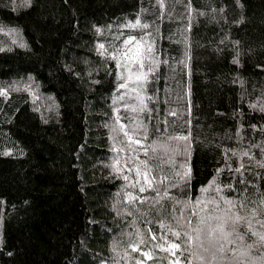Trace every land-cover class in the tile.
Segmentation results:
<instances>
[{"label":"trees","instance_id":"obj_1","mask_svg":"<svg viewBox=\"0 0 264 264\" xmlns=\"http://www.w3.org/2000/svg\"><path fill=\"white\" fill-rule=\"evenodd\" d=\"M0 49V264H264V0H0Z\"/></svg>","mask_w":264,"mask_h":264},{"label":"snow or ice","instance_id":"obj_2","mask_svg":"<svg viewBox=\"0 0 264 264\" xmlns=\"http://www.w3.org/2000/svg\"><path fill=\"white\" fill-rule=\"evenodd\" d=\"M157 2L158 3H162V0H157ZM127 27H129V28H135V27L147 28L148 25L147 24L141 25L140 21L137 20L134 24L130 22L127 25ZM12 31H14V30H12ZM97 32H100V29H97ZM119 38L120 37H116L115 39L118 40ZM135 39H136L135 37L129 36L127 39H125L123 41V45L120 48H115L114 47L113 53L109 54L108 58L112 59V60H115L116 64H117V67L123 66V67H125L126 70H129V71H130L131 66H133V65H138L139 68H141V69L144 67V63H143L144 56H143V53L139 49H134L133 47H130L131 42L134 41ZM25 46L26 45H24L23 43L20 44V47H25ZM99 49L104 50V51L101 52V54L104 55L105 51H106L104 44H100L99 45ZM0 50H3V49H0ZM148 51H151V47L148 48ZM121 61L124 62L123 65L121 64ZM149 71H152V69H149ZM119 78H123V77L121 76ZM128 79L129 80L131 79V75L128 77ZM136 79H137L138 82L141 81V76L137 75ZM143 79H144V82H147V74L146 73L144 74ZM119 87L120 88H127L128 84H127V82H125L124 84L119 85ZM132 91H135V89H132ZM0 94H3V93H0ZM141 103H143V100H141ZM125 135H127V133H125ZM129 139H131V138H129ZM178 139H187V138L186 137H180ZM136 143L139 144L140 141L136 140ZM4 154L5 155H9L10 153H4ZM136 171H137V175H139V169H137ZM236 171H239V169H236ZM176 175L179 176L181 180H185L187 175H188V173H184L183 175H181L180 173H176ZM124 178L126 180L128 179L127 176H125ZM145 181L148 182L146 175H145ZM213 183H215L214 180H213ZM148 186L149 187L152 186L150 182H148ZM177 186H178V184H173V187H177ZM229 187H231V186L229 185ZM139 191L140 192H144L145 188L144 187H140ZM207 191H208V189H201V192H207ZM215 191L218 192V191H220V189L217 188V189H215ZM129 199L130 200L135 199L134 197H132L131 193H129ZM212 202L215 203V198H213ZM177 203H183L186 208L192 209V208H195L196 206L200 205L202 203V200H201L200 197H197L194 202L189 200V201H184V202L177 201ZM224 203L231 206L228 211H231L233 208H236L237 204H239V209L237 210V214H235L234 216H230L228 219L224 220V222L222 224L217 225V229L220 231L222 236L224 238H226V239L231 237L232 235H236L238 238L242 239L243 237L240 236L239 233L237 232V226L242 224V223L247 222L248 223V228L251 229V227H252L251 222L250 221H246V217H244L243 215L238 214L239 211H241V210H243L245 208V202H237V201H233V200H225ZM193 215H195V213H193ZM253 216H255V211H253ZM217 219H219V218H217ZM252 234L259 236L260 240L262 242H264V234H260V233H257V232H253ZM174 235L179 236L180 234L177 232V233H174ZM154 239H155V237H154ZM179 247H180L179 244H172L171 245V248H173V249H176V248H179ZM248 247L251 248L252 245H249ZM205 251H207V249H205ZM144 255H147V253H145ZM185 259H187V257H185Z\"/></svg>","mask_w":264,"mask_h":264}]
</instances>
